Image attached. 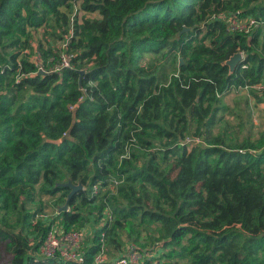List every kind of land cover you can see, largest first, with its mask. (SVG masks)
Masks as SVG:
<instances>
[{
	"label": "trees",
	"instance_id": "trees-1",
	"mask_svg": "<svg viewBox=\"0 0 264 264\" xmlns=\"http://www.w3.org/2000/svg\"><path fill=\"white\" fill-rule=\"evenodd\" d=\"M218 12L264 24V0H0V264H76L43 257V239L105 210L85 264L101 247L143 251L118 233L143 245L144 224L166 257L264 264V123L253 129L249 96L264 97L232 93L264 81V55L211 20ZM51 16L72 57L53 71L62 51L38 45L40 73L26 51ZM68 180L82 188L67 201ZM55 195L56 214L40 218L36 197Z\"/></svg>",
	"mask_w": 264,
	"mask_h": 264
},
{
	"label": "rangeland",
	"instance_id": "rangeland-1",
	"mask_svg": "<svg viewBox=\"0 0 264 264\" xmlns=\"http://www.w3.org/2000/svg\"><path fill=\"white\" fill-rule=\"evenodd\" d=\"M52 19H53L52 16L49 17L45 24L40 26L37 30L32 31V35H33L32 46L33 47L30 51L29 50L26 51V53L27 52L29 53V54H27V56L28 57L30 56L31 60H34L35 57L38 55L37 50L36 49L34 50V48H37L38 45H43L44 48H47L48 42H49V45L52 46L57 53L59 52L60 45H61L62 41L61 40H55L56 38L52 37V33H51L52 28H53L52 27V24H53ZM54 20H55V18H54ZM252 28H251V30H252L251 33L248 34L246 42L250 46L249 48H251V50H255L257 53L264 55V24L259 23V25H257L253 29ZM236 52L242 53L244 55L246 54V50L244 48H240ZM41 53H40V57H41ZM51 59H52V57H49V56L46 57L45 58L46 64L48 62H50ZM41 60H42V57H41ZM239 64H240V62L237 65L239 66ZM258 84H259V87H255V90H257L258 93H260L264 97V81L262 80ZM254 85H257V84H253V86ZM249 92L250 91H248L245 94L240 95V96H246L247 94L249 96L250 95ZM233 95L234 94H232L230 97H227L225 99L226 102L230 103L231 105L239 97V96L233 97ZM249 105L251 106L253 129L255 131H257V129L259 127H261V125L264 123V112H263L264 103H256L255 100L249 96ZM231 124H233V125L236 124V120L234 118L231 119ZM58 196L59 195H55L53 197H40V196L36 197V206L40 205L42 207L43 214H46L49 219L54 214H56L55 212H56V207H57ZM108 217H109V210L104 211V214L102 215L100 221L97 223H95L96 220H95L94 216H90V226L91 227L86 228V229H89V234L86 235L87 239L84 242V247L91 243V238H92V236L96 230V227L103 225L108 220ZM111 222H113V218H112ZM114 222L117 223V220H115ZM134 224H137V221H134ZM86 225L83 228H85ZM135 226H134V229L136 231H138L139 238L141 239V243L143 245H139L137 243H134L131 240H128L126 238V236L128 237L129 234H132V236L135 235L134 233L127 232L128 231L127 228L119 230V233H118L120 236V239L122 240V242H124L123 245H133L137 248L141 247L139 249H142L143 251H146L147 249L149 250V248H150L151 249L150 252L152 253V255H150V256H152V264H190V259L188 257L187 258L186 257H184V258L166 257L163 254V252L165 253V251L163 249L160 251L158 249L159 247H157L155 245V248H154V244H150L151 243L149 241L151 239L150 234L152 233V230L155 228L154 225L144 224L142 227H135ZM83 228H82V231L85 230ZM107 252H108V249H107Z\"/></svg>",
	"mask_w": 264,
	"mask_h": 264
},
{
	"label": "built area",
	"instance_id": "built-area-1",
	"mask_svg": "<svg viewBox=\"0 0 264 264\" xmlns=\"http://www.w3.org/2000/svg\"><path fill=\"white\" fill-rule=\"evenodd\" d=\"M211 20H220L224 22L227 26V30L230 32H238L249 34L251 33V28L259 25V22L252 17L241 18L234 13L218 12L211 16ZM252 28V29H253ZM67 40H63L60 45V50L62 51L60 56V61L57 65L53 67V71L59 72L64 67L69 66V60L72 54L66 53ZM242 54V53H241ZM243 59V54L241 61ZM37 70L42 73L44 72L43 61L40 56L37 55L33 60ZM242 67H245L243 65ZM250 87H259V84L254 86L245 85L243 87L232 88V93H245ZM116 182V181H115ZM93 190L97 191V186L93 187ZM40 218L48 220L46 214H40ZM86 240V235L82 229L80 230H69L64 231L57 225H52L48 230L45 238L43 239L39 251L43 257H59L63 260H68L75 262L76 264H85L84 257V242ZM147 253L145 251H140L134 247H128L126 254L115 258H108L103 248L94 256L93 264H139L144 255Z\"/></svg>",
	"mask_w": 264,
	"mask_h": 264
},
{
	"label": "water",
	"instance_id": "water-1",
	"mask_svg": "<svg viewBox=\"0 0 264 264\" xmlns=\"http://www.w3.org/2000/svg\"><path fill=\"white\" fill-rule=\"evenodd\" d=\"M241 58H242V54L239 52H236L232 56H230L229 59L225 61V64H227L229 67V73H231L235 69L237 64L241 61ZM180 63H182V60H180ZM62 185L70 188V192L67 195V201L78 189L82 188L80 184L74 185L71 182V180H68L66 183H63ZM67 201L60 209L67 208Z\"/></svg>",
	"mask_w": 264,
	"mask_h": 264
},
{
	"label": "crops",
	"instance_id": "crops-1",
	"mask_svg": "<svg viewBox=\"0 0 264 264\" xmlns=\"http://www.w3.org/2000/svg\"><path fill=\"white\" fill-rule=\"evenodd\" d=\"M87 227H88V228L91 227V226H90V222L86 225L85 228H83V229H85V230H84L85 235L89 234V229H86ZM86 239H87V237H86Z\"/></svg>",
	"mask_w": 264,
	"mask_h": 264
}]
</instances>
